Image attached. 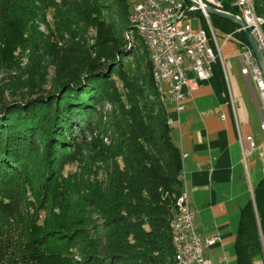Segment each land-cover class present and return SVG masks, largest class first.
Returning <instances> with one entry per match:
<instances>
[{
    "label": "trees",
    "instance_id": "1",
    "mask_svg": "<svg viewBox=\"0 0 264 264\" xmlns=\"http://www.w3.org/2000/svg\"><path fill=\"white\" fill-rule=\"evenodd\" d=\"M232 1L222 0L224 10L240 14ZM254 3L264 15V0ZM51 10L54 28L80 52L79 66L68 62L56 71L54 91L45 97L10 101L0 92V264H77L76 252L78 264H175L171 221L183 192L182 154L150 47L130 21L133 6L0 0V54L54 47L53 33L42 37L36 24ZM210 21L216 35L248 43L237 23L217 15ZM76 25L81 33L95 30L90 53L78 43ZM126 36L140 44L128 48ZM126 63H134L136 75L125 73ZM86 130H100L105 140L93 138L80 178L64 177ZM89 226L104 231L90 237ZM235 253L236 264H264V176L241 209Z\"/></svg>",
    "mask_w": 264,
    "mask_h": 264
},
{
    "label": "crops",
    "instance_id": "2",
    "mask_svg": "<svg viewBox=\"0 0 264 264\" xmlns=\"http://www.w3.org/2000/svg\"><path fill=\"white\" fill-rule=\"evenodd\" d=\"M217 42L220 53L210 79L188 96L183 110L168 99L165 105L197 229L220 238L205 255L213 263L236 264L241 209L264 176V105L255 83L242 74L241 43Z\"/></svg>",
    "mask_w": 264,
    "mask_h": 264
},
{
    "label": "built area",
    "instance_id": "3",
    "mask_svg": "<svg viewBox=\"0 0 264 264\" xmlns=\"http://www.w3.org/2000/svg\"><path fill=\"white\" fill-rule=\"evenodd\" d=\"M187 5L184 0H139L137 13L143 31L146 34L149 47L152 49L153 65L156 67V77L164 98L174 103L178 111L185 108V100L191 93L209 80L213 64L218 58V37L210 21V15L205 11V4L219 10H224L222 0H201L200 3ZM197 5L201 6V9ZM240 14L264 54V39L258 20L249 0H233ZM202 12L199 26L191 23L195 13ZM227 11V10H224ZM229 12V11H228ZM199 15V14H198ZM204 19L208 27L201 25ZM239 31L243 30L241 27ZM235 39L241 43L242 74L255 83L257 93L264 105V74L249 43H243L233 34H228L226 40ZM213 41V44L211 43ZM167 83V91H162V84ZM255 93V92H254ZM171 124L172 120L168 119ZM261 127L264 130V119ZM251 146L253 140L247 137ZM177 222V247L179 249L178 264H222L213 263L205 255V249L219 241V237H204L197 229L194 214L187 203H182L181 211L174 216Z\"/></svg>",
    "mask_w": 264,
    "mask_h": 264
},
{
    "label": "rangeland",
    "instance_id": "4",
    "mask_svg": "<svg viewBox=\"0 0 264 264\" xmlns=\"http://www.w3.org/2000/svg\"><path fill=\"white\" fill-rule=\"evenodd\" d=\"M128 1L134 8V5H136L139 0ZM193 17H195V19H192L191 23L194 27H198V20L199 17L201 18V15H198L196 12ZM54 23L55 11L53 10L45 14V17L41 19L38 18L36 20V24L38 26L37 32H39L42 37L46 36L48 38L52 33L54 35L51 39V41L54 42V47L50 50H47V48L44 49L45 45H43L40 47V50L33 52H30L29 49L31 48L27 47V49L23 48L21 53L15 51L12 54V52L6 51L8 53L4 52V54H0V92L4 94L7 100L11 101L20 98L29 99L30 97L48 96L54 91L53 77L55 76L56 71L63 73L62 67L63 65L68 64V62L73 63V68L79 66L75 64H78L80 61V52L77 49L74 50L73 48H70L68 35L64 32L62 34L58 28H54ZM75 29L78 43H80L82 47L90 53L92 51V45L96 41L95 30L89 28L86 33H81L82 29L78 25L75 26ZM217 35L218 41L220 42L225 41L227 38V35L219 32H217ZM126 39L129 41L127 45L128 48H131L130 45L140 44L139 41L136 42L135 40H131L127 36ZM230 41L235 40L232 38ZM41 44H45V41ZM122 61L125 62L124 59H122ZM124 70L129 77L137 74V70L134 68V63H126L124 65ZM119 85H121V83H119ZM162 87V91H167V83H163ZM13 91L15 95H13ZM20 95L23 97H20ZM163 99H165V104L170 103L166 97L164 98L163 96ZM106 108L110 109L111 105L107 103ZM94 137L105 140V137L101 134L100 130H96L94 133L86 130L84 133L77 136L76 143L81 152L79 151L77 154L76 160L67 164L64 177L71 175L73 176L72 179H76L82 176L86 164L82 162L83 160L81 157H84L92 152L91 147L89 146ZM101 174L102 177H104V173L101 172ZM54 211L55 213H58L57 209ZM94 227L95 226H89L88 234L90 237L97 238L104 230L100 227L98 229H95ZM73 257L74 262L77 264V261H81V256L77 252L74 253Z\"/></svg>",
    "mask_w": 264,
    "mask_h": 264
},
{
    "label": "bare ground",
    "instance_id": "5",
    "mask_svg": "<svg viewBox=\"0 0 264 264\" xmlns=\"http://www.w3.org/2000/svg\"><path fill=\"white\" fill-rule=\"evenodd\" d=\"M249 2L252 5L253 12L255 14L256 19L258 20V23L260 25V29H261V32H262V35H263V39H264V30H263L264 15H260V14H258L256 12L254 0H249ZM138 10H139V1L136 3V5H134L133 13H132V15L130 17V21H131L133 29L138 31V32H140L143 35L144 40L146 41V43L148 45V41L146 39V34L143 31L142 23H141L138 15H137V13L134 12V11H138ZM150 50H151V58H152V61H153V55H152L151 47H150ZM153 75H154V78H155L157 84L159 85L158 79L156 77V67L154 65H153ZM182 203H187V193H186L185 190H183V192L177 198V211H181ZM171 227H172L173 246H174V249H175V264H178L177 258L179 257V249L177 247V236H176L177 222H176V220H174V218L171 221Z\"/></svg>",
    "mask_w": 264,
    "mask_h": 264
},
{
    "label": "water",
    "instance_id": "6",
    "mask_svg": "<svg viewBox=\"0 0 264 264\" xmlns=\"http://www.w3.org/2000/svg\"><path fill=\"white\" fill-rule=\"evenodd\" d=\"M194 1L197 3H200L201 0H194ZM197 6L199 9H201L200 5H197ZM204 9L209 15H217V16H220L222 18L228 19L234 23H237L243 29V31L246 34L248 43L252 47L254 54L257 58V61H258L259 65L262 69L263 74H264V54H263V52L259 46L258 41L254 37L251 29L246 26L243 19L240 18L239 16L235 15L234 13L224 11V10H219V9H217L211 5H208V4H205Z\"/></svg>",
    "mask_w": 264,
    "mask_h": 264
}]
</instances>
